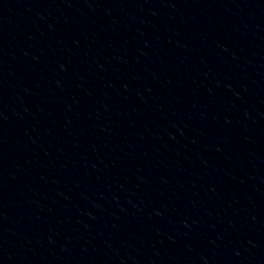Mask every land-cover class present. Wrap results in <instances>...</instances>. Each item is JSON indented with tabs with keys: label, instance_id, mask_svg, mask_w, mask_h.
Returning a JSON list of instances; mask_svg holds the SVG:
<instances>
[{
	"label": "water",
	"instance_id": "1",
	"mask_svg": "<svg viewBox=\"0 0 264 264\" xmlns=\"http://www.w3.org/2000/svg\"><path fill=\"white\" fill-rule=\"evenodd\" d=\"M0 264H264V0H0Z\"/></svg>",
	"mask_w": 264,
	"mask_h": 264
}]
</instances>
